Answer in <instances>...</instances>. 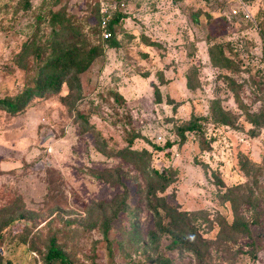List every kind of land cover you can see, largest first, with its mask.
I'll return each instance as SVG.
<instances>
[{
	"label": "rangeland",
	"instance_id": "374dc122",
	"mask_svg": "<svg viewBox=\"0 0 264 264\" xmlns=\"http://www.w3.org/2000/svg\"><path fill=\"white\" fill-rule=\"evenodd\" d=\"M104 2L123 3L114 46L98 32ZM52 14L100 53L59 93L0 110L1 264H46L52 237L73 264H195L153 236L151 169L171 178L158 195L194 216L209 264H264V0H0V98L31 84ZM236 215L250 233L227 243Z\"/></svg>",
	"mask_w": 264,
	"mask_h": 264
},
{
	"label": "trees",
	"instance_id": "16d2710c",
	"mask_svg": "<svg viewBox=\"0 0 264 264\" xmlns=\"http://www.w3.org/2000/svg\"><path fill=\"white\" fill-rule=\"evenodd\" d=\"M100 18L101 14L98 16L97 20L100 39L101 41H110V44L114 46L115 42H111L112 37L108 40H103L101 35L102 29L99 27ZM120 19V14L116 13V11L112 12L106 29L111 32L113 26L117 24ZM50 23L54 39H49L50 50L47 55H43L40 50L39 52H34L35 57L33 62L35 69L31 84L25 85L18 94L0 98V110H4L14 116L24 112L34 97L41 98L47 93H59L61 85L64 82L68 84L73 82L79 74L89 68L94 59L99 55L100 45H89L84 35L78 31L79 28L73 27L74 25L67 23V20L62 15L52 14ZM57 23L60 24L57 25ZM67 32H69V35L64 37L62 34H67ZM210 56L216 65L220 64L222 61L228 62L218 46H213L210 49ZM254 118L258 117L255 116ZM196 127V123L190 122L179 128L180 137L184 136V132L192 131ZM166 146L169 147L171 144L168 143ZM130 154L132 156L130 160L137 156L136 153ZM123 156L127 158L126 155ZM147 177L148 185L145 192V203L148 210L155 216L157 229V232H155L153 236L156 237L158 235L157 233L160 235H168L170 237V246L172 249L189 252L195 258V264H209L207 254L210 248L208 244L209 241L203 239L201 235L196 233L191 224V219H194V216L179 211L176 206L168 204L164 197L158 195L166 190L171 178L167 173L155 169H151ZM122 202L119 208L113 212V215L119 211L126 210L127 206ZM164 219L167 221L164 222ZM10 222L11 221L5 219L0 221V234L3 229L10 226L8 225ZM250 226L251 223L243 216L240 217L236 215L231 225L221 223L219 236L220 238L223 237L227 243H233L235 242L234 239L236 236L249 234ZM44 260L46 264H73L62 248L57 245L53 237L49 240ZM160 264L162 263L160 262ZM163 264H168V261L165 260Z\"/></svg>",
	"mask_w": 264,
	"mask_h": 264
},
{
	"label": "built area",
	"instance_id": "2783aa9c",
	"mask_svg": "<svg viewBox=\"0 0 264 264\" xmlns=\"http://www.w3.org/2000/svg\"><path fill=\"white\" fill-rule=\"evenodd\" d=\"M119 4L120 3H116V2L113 3L104 2L100 6V14H101L100 27L102 29L101 35L103 40H108L112 37V33L108 31L106 28L112 12L119 10L121 6H123V3H121L120 7Z\"/></svg>",
	"mask_w": 264,
	"mask_h": 264
}]
</instances>
